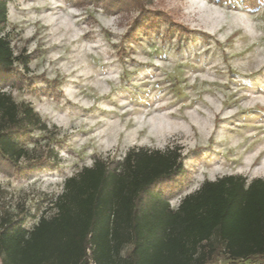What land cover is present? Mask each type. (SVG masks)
Wrapping results in <instances>:
<instances>
[{
    "label": "rangeland",
    "instance_id": "rangeland-1",
    "mask_svg": "<svg viewBox=\"0 0 264 264\" xmlns=\"http://www.w3.org/2000/svg\"><path fill=\"white\" fill-rule=\"evenodd\" d=\"M111 1L8 3L4 34L28 69L17 66L24 82L4 91L46 125L23 139L18 170L0 166V216L26 229L55 213L65 178L132 148L181 151L187 174L173 209L204 181L264 180V0H132L110 11ZM138 2L189 33L166 37L160 21L158 33L127 39Z\"/></svg>",
    "mask_w": 264,
    "mask_h": 264
},
{
    "label": "trees",
    "instance_id": "trees-1",
    "mask_svg": "<svg viewBox=\"0 0 264 264\" xmlns=\"http://www.w3.org/2000/svg\"><path fill=\"white\" fill-rule=\"evenodd\" d=\"M10 1L0 0V166L18 170L28 155L23 139L46 125L29 104L15 102L4 91L24 82L17 66L28 69L26 58L14 55L4 34ZM126 1L132 0H113L106 9ZM237 1L249 7L259 2ZM138 6L140 16L127 39L138 32L158 33L160 21L169 23L166 37L173 27L189 33L171 24L164 12L146 11L141 2ZM53 92L43 91L47 96ZM186 174L177 147L132 148L119 160L95 158L64 179L51 203L55 213L40 216L31 229L22 219L0 216V264H212L219 258L264 264V180L225 175L204 181L173 209L169 199Z\"/></svg>",
    "mask_w": 264,
    "mask_h": 264
}]
</instances>
